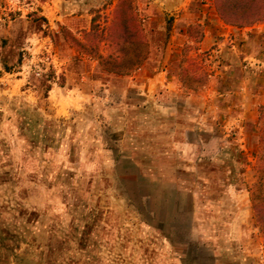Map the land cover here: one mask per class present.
Returning <instances> with one entry per match:
<instances>
[{"label":"rangeland","instance_id":"374dc122","mask_svg":"<svg viewBox=\"0 0 264 264\" xmlns=\"http://www.w3.org/2000/svg\"><path fill=\"white\" fill-rule=\"evenodd\" d=\"M133 1L147 55L114 75L57 31L116 0H0V264H264V20Z\"/></svg>","mask_w":264,"mask_h":264},{"label":"trees","instance_id":"16d2710c","mask_svg":"<svg viewBox=\"0 0 264 264\" xmlns=\"http://www.w3.org/2000/svg\"><path fill=\"white\" fill-rule=\"evenodd\" d=\"M212 1L217 15L227 25L241 28L264 18V0ZM37 18L44 20L43 17ZM57 32L79 54L94 58L99 69L107 74L125 75L139 68L147 55V37L133 0H116L105 25H100L92 17L89 28L81 30L79 35L63 26H59ZM102 43L106 46L104 55L100 53ZM258 118L254 136L258 142L255 158L259 177L255 193H251V218L264 235V106L260 107Z\"/></svg>","mask_w":264,"mask_h":264},{"label":"crops","instance_id":"0c3cea01","mask_svg":"<svg viewBox=\"0 0 264 264\" xmlns=\"http://www.w3.org/2000/svg\"><path fill=\"white\" fill-rule=\"evenodd\" d=\"M263 20H264V18H263ZM255 24V23H254ZM254 24H252L251 26H253ZM223 26L224 27H226V28H233V29H240V27H235V26H231V25H227V24H223ZM246 27H248V26H246ZM250 27V26H249ZM241 28H244V27H241ZM148 43V42H147ZM175 191L176 192H187V193H190V191L189 190H179V189H175ZM192 200V199H191Z\"/></svg>","mask_w":264,"mask_h":264}]
</instances>
